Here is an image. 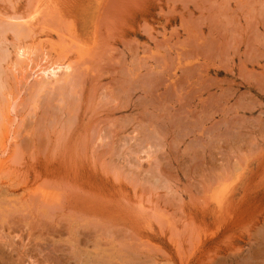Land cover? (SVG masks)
Segmentation results:
<instances>
[{
	"label": "rangeland",
	"instance_id": "1",
	"mask_svg": "<svg viewBox=\"0 0 264 264\" xmlns=\"http://www.w3.org/2000/svg\"><path fill=\"white\" fill-rule=\"evenodd\" d=\"M0 161V264H264V0H0Z\"/></svg>",
	"mask_w": 264,
	"mask_h": 264
},
{
	"label": "bare ground",
	"instance_id": "2",
	"mask_svg": "<svg viewBox=\"0 0 264 264\" xmlns=\"http://www.w3.org/2000/svg\"><path fill=\"white\" fill-rule=\"evenodd\" d=\"M39 11H40V9L38 8L34 12H32L30 14V17L28 16L29 18L28 17L27 18L25 17V22H26V20L27 21H32L34 18H36L37 14L40 13ZM30 51L31 50L28 51V49H24L23 47L22 48H19L18 57L25 64V66L23 67V70L25 68L28 71V77L27 78L28 79H34L37 82V84H38L39 87H42V86H44L46 84L48 86L50 83L52 84V82L53 83L54 82H58L61 79H64L63 77H66L67 78V75H69V74L72 73L73 66L71 65L72 64L71 62H70L71 64L69 62H67V63H65V62L62 63L61 62L60 63V62L52 61L51 59H48L47 57H43V59H41L40 61H34L33 56H32V51L31 52ZM21 72H23V71H21ZM25 74L27 75V73H25ZM22 76H24V74ZM66 78L64 80H66ZM24 79L25 78L23 77V80ZM61 81H63V80H61ZM38 89H40V88H38ZM41 89H43V87ZM6 129H7V127H6ZM4 143H3V146H4ZM5 146H6V144H5ZM4 149H5V147H4ZM1 162L2 161H0V163Z\"/></svg>",
	"mask_w": 264,
	"mask_h": 264
}]
</instances>
